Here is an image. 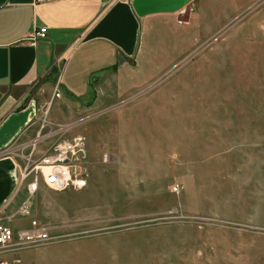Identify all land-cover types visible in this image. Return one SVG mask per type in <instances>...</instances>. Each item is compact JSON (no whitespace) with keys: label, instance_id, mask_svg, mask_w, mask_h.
<instances>
[{"label":"rangeland","instance_id":"1","mask_svg":"<svg viewBox=\"0 0 264 264\" xmlns=\"http://www.w3.org/2000/svg\"><path fill=\"white\" fill-rule=\"evenodd\" d=\"M197 8L202 20L176 21L192 33L178 59L156 60L140 88L84 113L47 111L61 126L47 144L84 138L86 186L32 198L31 218L50 240L0 262L264 264V0ZM171 46L162 36L160 48ZM40 85L26 96L45 98Z\"/></svg>","mask_w":264,"mask_h":264},{"label":"crops","instance_id":"2","mask_svg":"<svg viewBox=\"0 0 264 264\" xmlns=\"http://www.w3.org/2000/svg\"><path fill=\"white\" fill-rule=\"evenodd\" d=\"M197 2L0 0V207L8 203L7 214L25 196L23 188H17L22 162L14 149L29 142L37 131V104L48 106L54 115L59 111L58 107L52 110L54 103L81 113L114 105L122 94L146 82L158 68L154 67L157 61L170 64L178 59L179 39L190 38L192 33L186 32L191 27L176 21L187 12L184 20H202ZM203 20L213 18L209 15ZM39 28H45L44 37L34 39L31 33ZM162 36L172 44L170 49L160 48ZM154 41L158 42L156 52L150 50ZM137 60L145 61V66ZM38 84L48 91L45 98L26 96ZM49 87L59 91L58 98L51 99ZM143 114L141 121L148 117ZM47 145L38 144L34 156ZM46 189L39 184L33 198ZM12 223L28 224L20 217Z\"/></svg>","mask_w":264,"mask_h":264},{"label":"built area","instance_id":"3","mask_svg":"<svg viewBox=\"0 0 264 264\" xmlns=\"http://www.w3.org/2000/svg\"><path fill=\"white\" fill-rule=\"evenodd\" d=\"M45 31V28H39L31 35L34 39H41L44 37ZM58 97L59 93L56 91L51 95V99ZM47 109L48 106L43 107L33 138L29 142L16 145L14 149L22 162L18 168L17 188L19 186L23 188L25 196L10 214H7L8 203L0 207V253L19 251L21 248L34 247L49 242L47 227L39 225L31 218V199L39 184L56 192L78 191L86 186V149L82 136L57 138L48 143L42 153L34 156L37 145L49 141L61 129L60 125L46 121ZM70 128L66 126L64 131L67 132ZM43 129H46L47 132L41 133ZM25 150H27L26 154H24ZM101 159L106 161L108 156L101 154ZM171 190L176 192L177 185L174 184ZM16 217L26 218L27 226L13 224ZM0 264L6 263L0 262Z\"/></svg>","mask_w":264,"mask_h":264}]
</instances>
